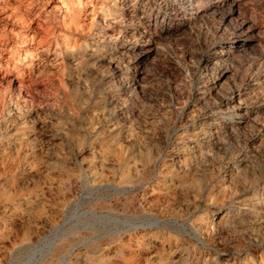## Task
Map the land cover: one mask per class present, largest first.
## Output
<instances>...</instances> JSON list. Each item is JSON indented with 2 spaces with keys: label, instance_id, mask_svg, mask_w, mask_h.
Wrapping results in <instances>:
<instances>
[{
  "label": "rangeland",
  "instance_id": "rangeland-1",
  "mask_svg": "<svg viewBox=\"0 0 264 264\" xmlns=\"http://www.w3.org/2000/svg\"><path fill=\"white\" fill-rule=\"evenodd\" d=\"M0 264H264V0H1Z\"/></svg>",
  "mask_w": 264,
  "mask_h": 264
},
{
  "label": "bare ground",
  "instance_id": "bare-ground-1",
  "mask_svg": "<svg viewBox=\"0 0 264 264\" xmlns=\"http://www.w3.org/2000/svg\"><path fill=\"white\" fill-rule=\"evenodd\" d=\"M1 1V0H0ZM1 4H3V3H1ZM91 4V3H90ZM26 38H28V37H26Z\"/></svg>",
  "mask_w": 264,
  "mask_h": 264
}]
</instances>
